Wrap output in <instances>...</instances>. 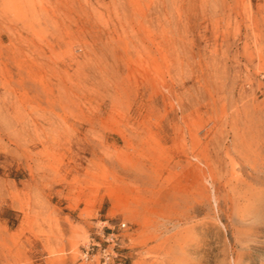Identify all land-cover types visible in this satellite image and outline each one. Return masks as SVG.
<instances>
[{
  "label": "rangeland",
  "instance_id": "obj_1",
  "mask_svg": "<svg viewBox=\"0 0 264 264\" xmlns=\"http://www.w3.org/2000/svg\"><path fill=\"white\" fill-rule=\"evenodd\" d=\"M262 71L264 0H0V264H264Z\"/></svg>",
  "mask_w": 264,
  "mask_h": 264
},
{
  "label": "built area",
  "instance_id": "obj_2",
  "mask_svg": "<svg viewBox=\"0 0 264 264\" xmlns=\"http://www.w3.org/2000/svg\"><path fill=\"white\" fill-rule=\"evenodd\" d=\"M264 82V71L260 73ZM108 231L103 233L101 241H89L82 246L81 258L85 261H98L100 264H119L122 260L121 248L126 239L124 232L127 222L120 221L118 226L109 224Z\"/></svg>",
  "mask_w": 264,
  "mask_h": 264
},
{
  "label": "bare ground",
  "instance_id": "obj_3",
  "mask_svg": "<svg viewBox=\"0 0 264 264\" xmlns=\"http://www.w3.org/2000/svg\"><path fill=\"white\" fill-rule=\"evenodd\" d=\"M260 156V155H259ZM257 157V156H256ZM248 158V157H247ZM259 159V158H258ZM256 163V162H255ZM244 165H247V164H244ZM257 166V165H256ZM245 167V166H244ZM252 167V166H251ZM261 167V166H260ZM254 168V166H253ZM255 169V168H254ZM262 172V171H261ZM264 173V172H263ZM242 175V174H241ZM251 181V180H250ZM251 211V210H250ZM264 211V210H263ZM251 213V212H250ZM253 213V212H252ZM232 259V258H231Z\"/></svg>",
  "mask_w": 264,
  "mask_h": 264
}]
</instances>
